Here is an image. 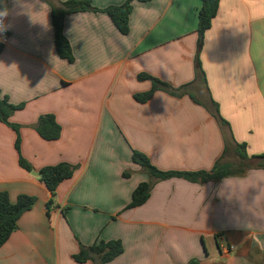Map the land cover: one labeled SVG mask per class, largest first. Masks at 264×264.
<instances>
[{"label": "crops", "instance_id": "0c3cea01", "mask_svg": "<svg viewBox=\"0 0 264 264\" xmlns=\"http://www.w3.org/2000/svg\"><path fill=\"white\" fill-rule=\"evenodd\" d=\"M62 1L0 3L8 9L0 90L24 103L10 121L20 126L21 154L33 166L19 165L17 134L0 121V191L12 201L36 197L0 246V264H101L98 256L77 262L73 255L114 239L124 250L105 264H264V168L221 179H162L132 160L137 150L160 170L198 171L210 170L227 149L236 154V142H245L249 155L264 153V0H220L201 43L202 0H134L128 34L103 11L69 13L72 63L54 45L50 2ZM141 73L183 93L157 90L139 102L135 95L152 87ZM211 100L230 125L227 134ZM45 114L61 125L56 140L36 130ZM60 162L75 170L48 210L51 192L32 172ZM144 181L149 198L128 207Z\"/></svg>", "mask_w": 264, "mask_h": 264}, {"label": "trees", "instance_id": "16d2710c", "mask_svg": "<svg viewBox=\"0 0 264 264\" xmlns=\"http://www.w3.org/2000/svg\"><path fill=\"white\" fill-rule=\"evenodd\" d=\"M134 0H125L119 5H110L105 8H97L93 6L92 0H66L59 3L50 2L51 4V20L54 28V45L59 56L68 62L75 60L73 49L70 41L65 35L64 25L65 17L69 13L80 11H103L109 15L111 20L117 29L123 33L128 34L130 30L129 17L133 9ZM146 2L150 0H138ZM220 0H202V5L198 10V28L197 33L199 37V43L202 42L203 36L207 29L212 25V20L216 16ZM3 4H0V8H3ZM1 49V48H0ZM205 78L202 75L200 69L197 70V77ZM141 80L150 79L152 81V87L149 91L136 94L135 99L139 102H146L153 97V94L157 90L167 91L171 95L179 96L183 93L182 87L172 88L168 84L160 81L159 79L147 74L141 73L139 75ZM186 86H183V88ZM191 98L197 103H202L194 95H190ZM214 106L213 115L218 119L219 123L227 134V127L230 130V125L220 114L218 110V104L211 100ZM203 104V103H202ZM24 103L13 104L9 101L7 95L2 94L0 90V121L11 127L17 134L15 140V148L18 152V163L25 170L31 172L33 170L32 164L21 154V136L20 126L10 121L11 115L18 109L23 108ZM36 130L38 134L45 140H56L61 135V125L53 114L41 115L38 119ZM226 144L231 142V135L225 136ZM225 155L219 159L210 170H198V171H164L155 166L150 158L137 150L132 152V160L144 168L151 176L156 178H168L171 176H185L191 179H221L231 174L243 173L248 169L261 167L264 168V153L249 155L247 153V144L245 142L235 145V152L243 166H234L233 164L224 161ZM255 166H247V165ZM245 165V166H244ZM75 166L68 162H60L55 165H48L39 170L41 176L40 181L51 192V197L47 202V209L54 204V196L59 184L65 179L73 176ZM150 184L146 181L141 182L135 188L132 194V198L128 207H136L147 201L149 198ZM36 202V197L28 194H19L15 201H12L9 192L6 190L0 191V246H2L10 237L11 233L17 229L19 218L26 211L30 210ZM123 244L121 240L114 239L109 241L99 240L88 247H82L78 253L73 255V258L77 262H85L89 259H93L95 256L100 258L101 264H105L123 252ZM187 264H200V261L196 258L191 259Z\"/></svg>", "mask_w": 264, "mask_h": 264}, {"label": "built area", "instance_id": "2783aa9c", "mask_svg": "<svg viewBox=\"0 0 264 264\" xmlns=\"http://www.w3.org/2000/svg\"><path fill=\"white\" fill-rule=\"evenodd\" d=\"M3 23L6 25V16L3 18ZM8 33L7 30L0 32V48L7 42ZM221 249L225 252H229L232 249V246L222 245Z\"/></svg>", "mask_w": 264, "mask_h": 264}, {"label": "rangeland", "instance_id": "374dc122", "mask_svg": "<svg viewBox=\"0 0 264 264\" xmlns=\"http://www.w3.org/2000/svg\"><path fill=\"white\" fill-rule=\"evenodd\" d=\"M237 157L236 154L232 153V154H227L226 157H225V161L226 162H229L231 164H233L234 166H243L241 163H240V160L239 158H235ZM245 166V165H244ZM247 166H255V165H247Z\"/></svg>", "mask_w": 264, "mask_h": 264}, {"label": "clouds", "instance_id": "9594fccd", "mask_svg": "<svg viewBox=\"0 0 264 264\" xmlns=\"http://www.w3.org/2000/svg\"><path fill=\"white\" fill-rule=\"evenodd\" d=\"M3 0H0V3H2ZM8 14V9L0 8V32L6 31L7 26L3 23V18Z\"/></svg>", "mask_w": 264, "mask_h": 264}, {"label": "water", "instance_id": "95a60500", "mask_svg": "<svg viewBox=\"0 0 264 264\" xmlns=\"http://www.w3.org/2000/svg\"><path fill=\"white\" fill-rule=\"evenodd\" d=\"M32 173H33L34 175H36V176H39V177L41 176V172L33 171Z\"/></svg>", "mask_w": 264, "mask_h": 264}]
</instances>
